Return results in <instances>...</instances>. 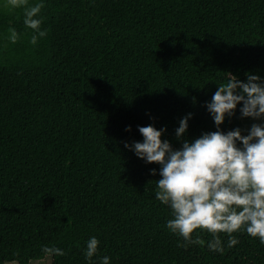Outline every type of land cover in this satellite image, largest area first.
I'll return each mask as SVG.
<instances>
[{
	"label": "trees",
	"instance_id": "16d2710c",
	"mask_svg": "<svg viewBox=\"0 0 264 264\" xmlns=\"http://www.w3.org/2000/svg\"><path fill=\"white\" fill-rule=\"evenodd\" d=\"M43 2L47 36L32 45L23 9L0 0V264L40 260L44 245L65 252L44 264H264V244L243 230L231 248L220 234L223 253L205 231L204 247H179L156 199L161 165L125 147L148 125L174 149L205 132L248 134L242 102L219 129L206 105L230 74L264 81V0Z\"/></svg>",
	"mask_w": 264,
	"mask_h": 264
},
{
	"label": "clouds",
	"instance_id": "9594fccd",
	"mask_svg": "<svg viewBox=\"0 0 264 264\" xmlns=\"http://www.w3.org/2000/svg\"><path fill=\"white\" fill-rule=\"evenodd\" d=\"M5 8L23 9V23L32 30L30 43L47 36L42 30L45 7L43 0L30 5L29 0H6ZM8 40L15 44L20 34L14 27L8 29ZM242 102L241 116L255 120L264 119V81L259 75L248 74L247 82L230 74L227 82L219 85L207 109L217 129L226 115L235 114ZM189 113L179 121L176 137L181 139L188 131ZM127 130H131V126ZM167 129L154 125L140 126L143 142L125 144L146 163L161 165L160 179L156 180V199L171 208L172 219L166 227L183 242L179 247L205 246L201 232L212 237L207 247L213 252L223 253L220 234L228 236L227 246L238 244L233 235L241 230L264 244V123H253L248 134L239 127L225 133L222 130L203 133L194 141L183 140L180 149H174L162 135ZM239 142V143H238ZM155 175L156 169L151 170ZM195 233V237L193 234ZM100 241L91 237L87 241L85 257L91 261L98 252ZM44 257L29 264H44L53 256L65 252L55 245L42 246ZM13 255L18 256L19 252ZM101 264H110V258H101Z\"/></svg>",
	"mask_w": 264,
	"mask_h": 264
},
{
	"label": "rangeland",
	"instance_id": "374dc122",
	"mask_svg": "<svg viewBox=\"0 0 264 264\" xmlns=\"http://www.w3.org/2000/svg\"><path fill=\"white\" fill-rule=\"evenodd\" d=\"M253 123H264V119H261V120H255L253 118L245 119L244 124H243V128H244L245 132L248 133L247 130L250 129V127ZM44 263H45V261H44Z\"/></svg>",
	"mask_w": 264,
	"mask_h": 264
}]
</instances>
